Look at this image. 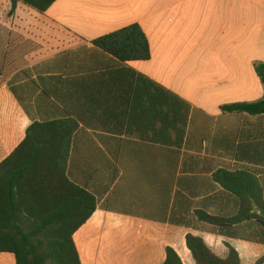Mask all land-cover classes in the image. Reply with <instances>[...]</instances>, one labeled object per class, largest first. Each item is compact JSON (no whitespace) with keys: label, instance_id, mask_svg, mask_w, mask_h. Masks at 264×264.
I'll return each instance as SVG.
<instances>
[{"label":"crops","instance_id":"1","mask_svg":"<svg viewBox=\"0 0 264 264\" xmlns=\"http://www.w3.org/2000/svg\"><path fill=\"white\" fill-rule=\"evenodd\" d=\"M12 9L0 0V164L36 118L79 122L68 175L98 200L74 235L82 264H163L167 247L184 261L185 251L193 258L188 233L222 259L228 245L242 264L264 258L263 244L212 233L196 216L237 214L238 198L213 178L219 170L252 174L264 199V114L222 110L264 100V0H58L43 14ZM131 25L144 31L149 61L118 63L92 44ZM131 71L177 97L165 106L178 118L169 132L163 102L135 95ZM255 223L245 226L258 230ZM0 264L16 259L0 253Z\"/></svg>","mask_w":264,"mask_h":264},{"label":"trees","instance_id":"2","mask_svg":"<svg viewBox=\"0 0 264 264\" xmlns=\"http://www.w3.org/2000/svg\"><path fill=\"white\" fill-rule=\"evenodd\" d=\"M56 1L12 0L11 14L17 3L43 14ZM92 44L122 64L151 58L150 44L139 25L101 37ZM259 73L264 83V66L259 67ZM131 79L137 84L135 95L140 89L151 99L163 102L161 120L164 131L169 132L171 123H177L178 118L165 106H171L177 97L134 71ZM13 91L16 93L15 88ZM149 105L153 110L154 104ZM222 110L260 116L264 114V100L224 106ZM79 129V122L73 118H36L24 141L0 164V253L14 255L16 264H82L74 235L97 211L98 200L68 175ZM213 178L238 198V212L233 216H215L197 211L198 220L211 226L212 233L264 245V199L258 180L248 172L226 170L217 171ZM252 221L259 225L258 230L245 226ZM185 241L193 256L185 251L186 264H242L239 253L229 245V254L222 259L200 236L188 233ZM184 261L175 248H166L163 264H185ZM256 264H264V258Z\"/></svg>","mask_w":264,"mask_h":264},{"label":"rangeland","instance_id":"3","mask_svg":"<svg viewBox=\"0 0 264 264\" xmlns=\"http://www.w3.org/2000/svg\"><path fill=\"white\" fill-rule=\"evenodd\" d=\"M51 29H52V30H55L56 28L52 27Z\"/></svg>","mask_w":264,"mask_h":264}]
</instances>
